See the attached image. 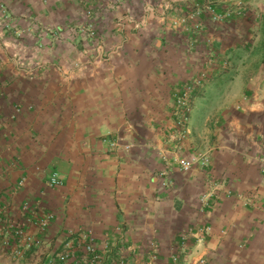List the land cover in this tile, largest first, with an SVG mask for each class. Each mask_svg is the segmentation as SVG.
<instances>
[{"label": "crops", "instance_id": "obj_1", "mask_svg": "<svg viewBox=\"0 0 264 264\" xmlns=\"http://www.w3.org/2000/svg\"><path fill=\"white\" fill-rule=\"evenodd\" d=\"M78 1L0 0V165L9 178H0V215L4 205L15 211L28 197H37L55 214L41 247L26 251L19 263L39 264V253L60 247L65 230L91 229L101 239L113 236L120 225L125 240L138 246L137 255H143L145 245L158 248L157 263L138 264H264L261 60L235 54L230 68L213 74L197 93L189 123L192 146H215L213 178L252 196L255 204L242 206L235 196L219 194L211 208L202 207L203 174L173 167L172 187L162 189L156 176L162 162L146 144L162 146L164 133L158 127L168 123L171 87L190 71L207 67L199 54L200 41L195 33L163 27L159 21H151L145 31H123L125 38L117 28L107 43L123 47L119 54L66 74L47 64L76 57L65 47L74 48L77 42L46 39L41 33L65 28L66 19L79 20L83 7ZM101 11L107 16L120 13L105 6ZM33 29L38 36L30 44L27 32ZM109 29L104 22L101 31ZM248 29L247 23L213 29V51L229 59L227 52L237 53L244 45L236 34L248 35ZM27 43L34 48L31 54L24 51ZM252 60L260 63L255 71L248 66ZM26 63L42 68L24 69ZM123 144L130 145L129 151ZM189 147L183 154L191 153ZM16 157L19 168L11 164ZM52 170L63 178L59 188L45 185ZM20 175L26 177L23 188L6 191ZM0 264L13 263L0 256Z\"/></svg>", "mask_w": 264, "mask_h": 264}, {"label": "built area", "instance_id": "obj_2", "mask_svg": "<svg viewBox=\"0 0 264 264\" xmlns=\"http://www.w3.org/2000/svg\"><path fill=\"white\" fill-rule=\"evenodd\" d=\"M243 4L244 2L241 0H178V2L169 0L165 3L164 8L168 12L175 11V15L168 18L170 21L166 23L167 26L176 31L195 33L196 41H200L198 45L203 47L200 50H202L207 67L190 71L184 79L171 87L172 105L167 119L168 123L158 127L164 133L161 140L162 146L158 148L154 142L146 144L156 151L162 162V167L156 173L162 189L172 187L171 172L173 167H178L182 172L196 169L203 174L206 189L199 200L202 207L207 208H211L217 203L220 198L219 194H225L227 197L235 196L242 206L255 204L252 196L226 188L224 181L213 178L210 163L212 150L215 146L212 145V148L206 149L192 146L193 141L189 127L190 114L197 93L207 86L213 74L220 73L229 66V59L224 54L213 51L216 40L208 31L211 28L220 29L227 23L235 22L238 17L249 14V10H244ZM167 5L172 6L169 8ZM209 67L210 69H208ZM111 143L114 147H118L115 140ZM187 144L190 145L191 150L189 155L183 154ZM121 148L124 151H129L130 145L123 144ZM260 163L264 171V157L260 158ZM11 164L19 168L20 158L12 159ZM0 178L9 179L6 170L1 165ZM25 179L24 175H20L8 185L6 191H20L24 186ZM63 184L62 176L55 170H52L45 179V185L48 188H59ZM2 211L3 213L0 215V256L13 260L22 259L25 252L31 248L41 247L42 242L48 237L49 226L55 220L54 212L46 209L37 197H28L22 200L15 211L11 204H6ZM33 229H36L37 233H34ZM208 229L209 227L206 228V231ZM71 231L64 232L66 237H74ZM187 232L180 234L181 241L186 240ZM82 233H84L83 238H89L90 241L95 238L91 229H86ZM113 236L125 238L123 227L116 225ZM75 249L66 251L73 253ZM84 251L89 256L90 262L102 264L105 263V259H109V253H105V243L102 244L101 249L96 250L94 243L90 242L84 246ZM67 252L63 253L58 249L52 252L43 251L39 253V255H43L41 264H65L61 260L67 256ZM173 259L176 257L173 256Z\"/></svg>", "mask_w": 264, "mask_h": 264}, {"label": "rangeland", "instance_id": "obj_3", "mask_svg": "<svg viewBox=\"0 0 264 264\" xmlns=\"http://www.w3.org/2000/svg\"><path fill=\"white\" fill-rule=\"evenodd\" d=\"M168 1L169 0H162L161 4L158 6V0H105L104 2L103 0H79L78 2L81 3L83 7V13L79 20L72 22L69 19H66L63 24L65 28L61 30L53 29L52 31H48L46 29L45 33H43L44 31L41 33V36L43 37L44 35L46 39H60L64 41L77 42L76 46L72 44L74 48H70L68 46L65 47L66 53H69V51H71L69 49H72L76 57L69 59L66 63H52L47 64V66L51 65L53 69L69 74L71 71L85 70L90 66H98L105 63V58L107 59L111 55H117L123 50V47H117L116 45L112 46L107 43V40H109V42L113 40V36L116 35L115 30L117 28L121 29L118 31H120V35L122 34L121 37L125 38L127 35H125L123 31L126 32L129 29L131 31H145L152 23L151 21H159L163 27H166V22L170 21L168 17L175 15V11L166 13V10H164L166 6L165 3ZM241 1L244 2V10H249V14L238 17L235 22L227 23L225 25L231 26L237 23H239V25L240 23L241 25L244 23L245 25L247 23L251 26V29L246 30L248 35L245 32H243V34L239 33V35L236 34V38L237 36H239V38H244V45L241 47L242 50H238L237 53L235 52L234 54H232V52H227L226 55L229 57L230 66L235 54L243 56L247 55L253 60L260 59V63L264 65V6L262 7V5H257V2H264V0ZM175 2H178V0H175ZM104 6L105 10H110V13H112L111 10L114 9H119L120 13L114 16L112 14L107 16L104 11H101ZM167 6L171 8L172 5ZM102 12L104 14L100 15L99 13ZM1 13L5 14L4 11ZM2 18L6 19L5 16H2ZM30 22L37 24V20L35 18H31ZM104 22L108 27H110L109 32H105L104 30L101 31V27ZM225 25L221 26V29H223ZM233 28V26L230 28L231 32L233 31ZM212 30L213 29L211 28L208 32L211 36H214ZM215 30L217 29L214 28V31ZM27 33L29 34L28 42L31 44L32 40L37 38L38 33L35 29ZM245 41L247 42L245 43ZM81 43H83V45ZM30 44L27 43L24 47V51L29 54H31L34 50V48H30ZM9 50L12 51V47H10ZM200 53H202V50H199V54ZM253 60L248 66L250 67V70L255 71L260 63L257 62L253 64ZM15 64L17 67L21 66L20 63ZM41 65L38 63H26L22 65V67L27 69V66H29L28 70L39 72L42 68ZM199 111L201 112V109ZM85 230L86 229L79 231L72 230L71 232L74 235L73 238L66 237V235L63 234L62 243L60 247H57L56 249L66 253V250L76 248L73 253L72 251L67 252V256L61 260L65 264H101L100 262H90L89 256L84 251V246L90 242L94 243L96 250L101 249L102 244L105 243V253H109V259H105V263L102 264H138L145 261V263H157L159 261L158 248L154 247V250L157 249L154 251L145 245L142 247L144 249V252L142 253L143 255L140 256L137 255L138 251H136L138 250V246L133 243H128L124 237L119 238L117 236H111L101 239L95 237L92 241H90L89 238H83L82 236L84 234L82 232ZM146 244L151 246L150 243L148 244V241ZM41 256L43 255H39L37 259L39 264L43 261ZM170 260L173 262L172 257H170ZM20 261L21 259H9V262L13 264H20Z\"/></svg>", "mask_w": 264, "mask_h": 264}, {"label": "trees", "instance_id": "obj_4", "mask_svg": "<svg viewBox=\"0 0 264 264\" xmlns=\"http://www.w3.org/2000/svg\"><path fill=\"white\" fill-rule=\"evenodd\" d=\"M111 255H113V254H111Z\"/></svg>", "mask_w": 264, "mask_h": 264}]
</instances>
